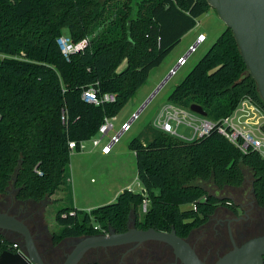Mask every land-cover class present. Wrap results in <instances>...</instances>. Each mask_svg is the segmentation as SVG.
<instances>
[{"label":"trees","instance_id":"16d2710c","mask_svg":"<svg viewBox=\"0 0 264 264\" xmlns=\"http://www.w3.org/2000/svg\"><path fill=\"white\" fill-rule=\"evenodd\" d=\"M211 9L207 0H0V195L12 185L17 199L39 202L67 184L69 140L97 134L105 117L121 111L147 83L151 70ZM64 34L76 43L89 38V43L67 59L57 42ZM90 86L99 95L113 92L117 98L98 105L86 102L83 92ZM247 94L264 106L236 37L226 27L168 100L187 108L201 105L219 121ZM63 106L69 111L68 129L61 120ZM159 132L146 143L139 138L130 142L146 193L125 189L115 201L90 212L60 209L57 243L100 234L97 224L124 232L132 216L137 228L175 229L188 238L221 205H232L197 181H212L218 189L240 187L244 167L251 170L253 195L264 207V157L256 150L241 151L217 128L192 140ZM145 198L147 212L141 209ZM98 251L115 254L121 262L139 253L159 263L175 260L173 249L158 241L130 251L91 253Z\"/></svg>","mask_w":264,"mask_h":264},{"label":"rangeland","instance_id":"374dc122","mask_svg":"<svg viewBox=\"0 0 264 264\" xmlns=\"http://www.w3.org/2000/svg\"><path fill=\"white\" fill-rule=\"evenodd\" d=\"M226 27L225 22L214 8L201 15L197 19V25L185 34V37L183 36L159 66L151 70L147 83L137 91L116 116L112 117L114 129L109 135L104 136L100 145L93 146L92 140H89L85 150H75L71 153L67 170L69 180L54 195L39 202L19 200L16 198V189L11 185L7 193L0 195V201L14 200L19 208L33 213L32 217L45 230L51 248L52 246L58 247L62 241L66 240L72 242V249L77 238L64 239L59 243L54 239V234L60 230V224L56 219L58 211L65 207H72V209L76 207L79 210L90 212L94 208L115 201L116 197L125 189L140 190L136 152L130 148V142L134 138L148 142L155 134L160 133L155 126L156 118L161 109L169 103L168 97L171 91L184 79ZM201 33L206 34L205 40L198 43L195 49L190 52L193 45L198 42ZM185 56L187 57L181 63ZM125 66L126 62H123L120 69ZM173 69L176 70L168 81L136 114ZM178 132L186 136L191 135L190 128L184 125L178 127ZM118 134L119 136L110 149L105 151L104 147L110 143L111 137ZM244 172L245 181L240 187L226 186L223 189H218L212 181L198 180L197 182L216 196L229 198L234 202H242L244 207L250 210L252 203L256 206L253 198V175L247 167H244ZM221 210L223 209H219L218 212ZM253 211H249L251 216H253ZM262 216L264 217V211ZM130 221L134 222L133 216ZM262 231L258 230L259 233L264 234V230ZM188 240L193 242L205 256H207L208 248H215V252L219 249L221 252L230 249L229 241L224 248L218 237L215 236V221H210L206 225L194 229ZM139 256L142 257H134L132 261L125 258L124 262H121L116 259L115 254L112 256L108 251H99L98 254L84 258L81 264L87 261H99L101 264H166V262L159 263L152 257L140 253ZM65 258L66 255H63L61 264Z\"/></svg>","mask_w":264,"mask_h":264},{"label":"water","instance_id":"95a60500","mask_svg":"<svg viewBox=\"0 0 264 264\" xmlns=\"http://www.w3.org/2000/svg\"><path fill=\"white\" fill-rule=\"evenodd\" d=\"M216 10L226 26L232 29L249 72L256 80L260 95L264 101V0H207ZM173 71L152 93L139 113L168 81ZM191 110L207 116V111L198 104H192ZM0 229L20 233L29 259L38 264H47L40 255L28 225L8 212L0 211ZM233 247L221 255L212 264H264V234L254 236L242 244H237L230 233ZM155 240L171 246L182 264H209L201 258L188 238L179 236L175 229L160 231L153 227L140 229L129 227L124 232L111 230L109 234L100 233L79 237L72 251L62 264H81L84 255L92 248L115 247L126 244L139 246L145 241ZM21 254L4 251L0 255V264H30V260Z\"/></svg>","mask_w":264,"mask_h":264},{"label":"built area","instance_id":"2783aa9c","mask_svg":"<svg viewBox=\"0 0 264 264\" xmlns=\"http://www.w3.org/2000/svg\"><path fill=\"white\" fill-rule=\"evenodd\" d=\"M206 34L201 33L198 38V42L193 45L190 52L195 49L198 43L205 40ZM57 42L67 59L70 54L83 50L89 43V38H85L80 42H74L70 36L61 35ZM185 56L181 63L185 60ZM176 69H173V73ZM116 94L113 92H106L99 95V89L95 86L86 88L83 92V99L86 102L93 104H101L103 102H114L116 100ZM138 114V113H136ZM135 114V116H136ZM134 116V117H135ZM69 111L67 106H63L61 109V120L63 125L68 129L69 127ZM184 125L191 130V135L186 136L178 132V127ZM156 128L159 131L168 133L175 137H179L184 140H192L196 137L209 135L215 128H217L222 134H224L231 142H233L241 151L246 152L249 149L256 150L264 157V106L252 95H245L235 110L228 116L222 118L219 121H215L208 116L201 115L191 108L180 106L174 102L169 101L160 111L156 118ZM114 129V123L112 117H105L103 123L100 125L97 134L90 139L81 140H69V147L71 152L75 150H85L87 148V142L92 140L93 146H98L104 136ZM98 135V137H96ZM119 134L115 137H111V141L104 147L107 151L111 145L116 141ZM39 173L41 171L38 170ZM130 190H134L129 188ZM144 193L143 187L140 190ZM146 196V195H145ZM149 201L144 199L142 204V211L147 212ZM96 229H101L102 233L109 234L110 231L102 229L99 225L95 226ZM4 251H11L18 253L29 259L25 244L21 240L11 239L7 236L0 235V255ZM30 260V259H29ZM30 264H38L30 260Z\"/></svg>","mask_w":264,"mask_h":264},{"label":"flooded vegetation","instance_id":"af4514ba","mask_svg":"<svg viewBox=\"0 0 264 264\" xmlns=\"http://www.w3.org/2000/svg\"><path fill=\"white\" fill-rule=\"evenodd\" d=\"M253 198H254V203L256 204V206L253 205L252 203L250 205L251 206L250 210L246 209L242 202L232 201L231 206L221 205L217 209L215 214H213L212 217L207 222L209 223L210 221H213V222L215 221V236L218 237V240L219 242H221L222 247L226 248L225 246L228 243L227 241L230 242V249L233 247L230 233H232L233 238L235 239L237 244H242L243 242L248 240L251 236L254 237V236L262 235L261 233L258 232V230H260L261 232H263L262 230H264V217L262 216L264 207L260 206L257 203L255 197ZM219 209H223V210H221V212H218ZM257 209H260V210H257ZM0 211L8 212L9 214L15 215L17 218L24 221L28 225L33 235L38 251L47 264H61V259L63 255H66L67 257V255L72 251L74 247L73 246L71 249L72 242H67L66 240L62 241L58 247L52 246L51 248L49 242L47 241V235L45 233V230L32 217L33 213L25 211L23 208H19L17 204L14 202V200L0 201ZM249 211H253V216L249 214ZM132 226H135L134 222L129 221V227H132ZM0 235H4L11 239L21 240L24 242L23 236L20 233L15 232V231L0 229ZM76 240H75V243H76ZM190 243L199 253L201 258L209 264L214 263L221 255H223L224 253L230 250V249H225L226 251L221 252V250L219 249L215 252V248L207 249L205 248L206 246H204V248L207 249L206 250L207 256H205L204 254L201 253V251L197 248V246L193 242H190ZM132 245L133 244H126L122 246H115V247H109V248H122V249L127 248V251H130L138 247V246L132 247ZM109 248H104V247L92 248L89 251H87L83 259L88 256H91L94 253V250L109 249ZM98 253L96 252L95 254H98ZM179 263L182 264L181 261L177 259L175 256V260L173 264H179Z\"/></svg>","mask_w":264,"mask_h":264},{"label":"crops","instance_id":"0c3cea01","mask_svg":"<svg viewBox=\"0 0 264 264\" xmlns=\"http://www.w3.org/2000/svg\"><path fill=\"white\" fill-rule=\"evenodd\" d=\"M208 12H210V10L208 11ZM187 34V33H186ZM186 36V35H185ZM184 36V37H185ZM150 102V101H149ZM159 131V130H158ZM153 138V137H152ZM145 143L147 142V141H144ZM139 185H140V189H141V187H142V185H141V183H140V181H139ZM98 225V224H97Z\"/></svg>","mask_w":264,"mask_h":264}]
</instances>
